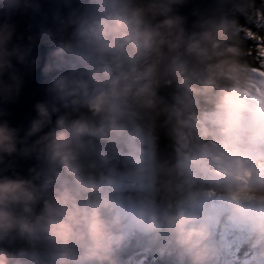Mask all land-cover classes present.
<instances>
[{"label":"clouds","instance_id":"clouds-1","mask_svg":"<svg viewBox=\"0 0 264 264\" xmlns=\"http://www.w3.org/2000/svg\"><path fill=\"white\" fill-rule=\"evenodd\" d=\"M185 2L0 0L39 17L26 38L0 23V105L37 69L44 97L26 125L0 107V264H264V79L242 48L264 0L191 27Z\"/></svg>","mask_w":264,"mask_h":264},{"label":"water","instance_id":"water-1","mask_svg":"<svg viewBox=\"0 0 264 264\" xmlns=\"http://www.w3.org/2000/svg\"><path fill=\"white\" fill-rule=\"evenodd\" d=\"M37 2L40 4L42 12H49L52 8L50 0H37ZM211 4L212 0H186L185 4L176 7L175 11L177 14L184 16L186 18V26L191 27L192 22L196 19L193 13L195 11L208 9ZM5 21L15 25L16 34L24 38H26L27 35L35 33L39 30L36 27L39 17H34L30 13H23L20 11L5 12L0 9V23ZM29 25H33L32 33L28 30ZM45 52L46 49L44 47L37 49V54L41 57V62L43 61ZM43 98L41 76L39 70L37 69V71L33 74H25L23 87L15 102L0 105V107H3L8 112V116L6 118L12 126L26 125L28 120L34 115V103L42 100ZM5 163H11L17 173L26 176L27 169L32 165L33 161L20 159L18 157H6ZM3 166L4 165H0V167ZM5 174L11 175L12 172L9 170Z\"/></svg>","mask_w":264,"mask_h":264},{"label":"trees","instance_id":"trees-1","mask_svg":"<svg viewBox=\"0 0 264 264\" xmlns=\"http://www.w3.org/2000/svg\"><path fill=\"white\" fill-rule=\"evenodd\" d=\"M249 28L252 25H247ZM252 36H246L242 45L245 53V62L250 68L257 67L258 61L256 60L257 50L259 47L264 46V32L253 29ZM255 35V36H254ZM206 186L211 189V185L206 183ZM122 258L127 261V264H161L156 258L145 255L133 248H130L122 254ZM136 259V261H134Z\"/></svg>","mask_w":264,"mask_h":264},{"label":"snow or ice","instance_id":"snow-or-ice-1","mask_svg":"<svg viewBox=\"0 0 264 264\" xmlns=\"http://www.w3.org/2000/svg\"><path fill=\"white\" fill-rule=\"evenodd\" d=\"M248 36H252V33H248ZM256 60L258 61L257 67H252L254 75L257 79H264V46H261L257 50ZM248 189L246 187L241 188L235 195H247Z\"/></svg>","mask_w":264,"mask_h":264},{"label":"rangeland","instance_id":"rangeland-1","mask_svg":"<svg viewBox=\"0 0 264 264\" xmlns=\"http://www.w3.org/2000/svg\"><path fill=\"white\" fill-rule=\"evenodd\" d=\"M252 33V32H251ZM253 35V34H252ZM255 36V35H254ZM134 261H136V259H134Z\"/></svg>","mask_w":264,"mask_h":264}]
</instances>
